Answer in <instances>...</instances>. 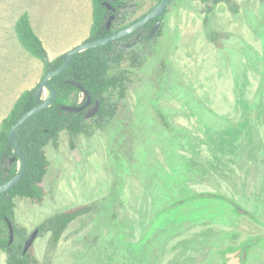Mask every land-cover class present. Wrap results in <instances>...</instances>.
Segmentation results:
<instances>
[{
	"label": "rangeland",
	"instance_id": "obj_1",
	"mask_svg": "<svg viewBox=\"0 0 264 264\" xmlns=\"http://www.w3.org/2000/svg\"><path fill=\"white\" fill-rule=\"evenodd\" d=\"M157 5L133 0L117 13L134 21ZM25 12L51 60L85 42L93 24V0H0V127L44 75L16 35ZM145 37L116 43L140 61L118 66L131 79L114 117L75 146L62 131L45 147L43 201L14 199L25 238L39 229L30 264H227L226 253L246 245L244 264H264V0L213 11L172 0ZM95 202L57 242L41 228Z\"/></svg>",
	"mask_w": 264,
	"mask_h": 264
},
{
	"label": "trees",
	"instance_id": "obj_2",
	"mask_svg": "<svg viewBox=\"0 0 264 264\" xmlns=\"http://www.w3.org/2000/svg\"><path fill=\"white\" fill-rule=\"evenodd\" d=\"M105 1L93 0V24L90 35L85 42L120 31L139 21L148 13H144L134 21H127L128 15L123 14L120 17L117 11L126 7L133 0L110 1L111 5L117 10L115 13L107 8ZM161 1L157 0L158 4ZM201 1L209 11H213L214 7L224 0ZM113 14L116 16L115 20L111 27L108 28L107 22ZM162 19L163 17L152 20L128 37L105 46L90 48L77 53L64 72L50 79L51 87L57 92L55 101L51 106L29 118L16 134L21 150L26 157L25 173L22 179L8 192L0 194V249L7 253L6 264H30L33 260L31 250L24 253V241L26 238L22 233V229L15 224L16 203L14 199L20 196L38 203L43 201L45 196L43 182L49 168V159L45 154V147L50 142L58 145L60 133L64 130L69 135L71 145L75 146L76 139L81 134H92L94 127L102 128L108 119L114 117L120 100L125 97L128 82L131 79L130 70L128 68L119 70L118 66L125 58L130 59L132 63L140 61V57L135 51L126 53L123 49L118 50L116 43L128 40L134 36L140 37V35H145L146 39H150L145 31L151 30L153 25ZM15 28L17 38L24 48L43 61L44 75L42 80L50 71L64 63L66 55L52 60L49 58L48 51L42 39L35 33L27 12L19 17ZM112 69H115V71L110 73ZM69 81L79 83L89 92L92 98V106L96 101L100 102L99 112L95 116L87 119L85 111L71 113L62 109L66 105L77 106L83 94L81 89L69 84ZM40 85L41 83L30 90H26L1 123L0 185L8 182L17 174L18 155L9 143L8 136L15 123L26 112L37 105L35 92ZM95 205L96 202L62 211L49 219L41 228L50 229L54 240L57 242L72 221L79 216L90 213ZM8 220L14 224L15 239L12 243H10ZM19 237L23 240L21 241Z\"/></svg>",
	"mask_w": 264,
	"mask_h": 264
},
{
	"label": "water",
	"instance_id": "obj_3",
	"mask_svg": "<svg viewBox=\"0 0 264 264\" xmlns=\"http://www.w3.org/2000/svg\"><path fill=\"white\" fill-rule=\"evenodd\" d=\"M110 1H116V0H106L105 5L107 6V8L109 10L115 12L116 8L111 5ZM171 1L172 0H162L155 8H153L150 12H148L139 21L121 29L120 31H117V32L112 33L110 35L103 36V37L95 39L93 41L83 42L82 44H80L79 46L75 47L74 49L70 50L67 53L66 59L61 66L50 71L44 77V79L41 82V85L38 87V89L35 92L37 105L35 107H33L31 110H29L28 112H26L15 123V125L12 127V129L9 133L8 141L11 144V146L13 147L14 152H16V154L18 155L19 167H18L17 174L11 180L0 185V194L8 192L14 185H16L22 179V177L25 173L26 157H25L23 151L21 150L19 142L16 138V134H17L19 128L29 118H31L33 115L40 112L41 110L51 106L52 103L55 101V99L57 97V92L55 91V89H53L51 87V85L49 83L50 79L52 77L57 76V75L61 74L62 72H64L66 70V68L71 64L74 56L77 53H80V52L87 50V49H90V48H97V47L105 46L109 43H112L114 41H117V40H120V39L125 38L127 36H130L135 31H137L141 27L145 26L146 24H148L152 20H154L156 18L163 17V15L166 12ZM114 19H115V15H112L110 17V19L108 20V23H107L108 28L111 27ZM160 25H161V20H159L153 26V28L150 32V35H149L150 37H152L155 34V32L157 31V29L159 28ZM68 83L71 85H74L75 87H77L79 89H81L83 91L84 95H86V97H87V102L83 105H80V106H67L66 105V106H63L62 109L65 111L71 112V113H80L83 110H85L91 104L92 98H91L89 92L86 91L79 83H76L73 81H69ZM45 88H48L51 90V92H52L51 97L45 98L43 96ZM99 106H100V102L97 101L93 111H89L86 115V118H88V119L92 118L93 115L99 111V109H100ZM240 211L246 212L244 210H241V208H240ZM8 224H9V231H10V243H12L14 238H15L14 225L10 220H8ZM38 232H39V230H36L32 235H30V237L28 238V240L26 241V244L24 246V253L28 252V250L31 247L32 243L34 242ZM243 249H244V251L242 253ZM248 253H249V245H246V246H244V247H242L236 251L227 252L226 257H225L227 260V264H244V262L246 261V259L248 257Z\"/></svg>",
	"mask_w": 264,
	"mask_h": 264
},
{
	"label": "flooded vegetation",
	"instance_id": "obj_4",
	"mask_svg": "<svg viewBox=\"0 0 264 264\" xmlns=\"http://www.w3.org/2000/svg\"><path fill=\"white\" fill-rule=\"evenodd\" d=\"M116 11H117V10H116ZM116 11H115V12H116ZM112 12H113V11H112ZM115 12H114V13H115ZM113 15H114V14H113ZM111 16H112V15H111ZM115 17H116V16H115ZM114 20H115V19H114ZM114 20H113V21H114ZM107 23H108V22H107ZM155 24H156V23H155ZM155 24H154V25H155ZM154 25H153V26H154ZM143 27H144V26H143ZM141 28H142V27H141ZM141 28H140V29H141ZM152 28H153V27H152ZM152 28H151V29H152ZM138 30H139V29H138ZM150 31H151V30H150ZM135 32H136V31H135ZM135 32H134V33H135ZM131 35H132V34H131ZM127 37H128V36H127ZM122 39H123V38H122ZM83 94H84V93H83ZM81 98H82V97H80V100H79V103H78L77 106L83 105V104H85V103L87 102L86 97H85L84 101H81ZM96 102H97V101H96ZM96 102H95V104H94L93 106H92V102H91V104H90L85 110L82 111V112H84V111L86 112L85 117H86L87 113H88L89 111H91V107H93L92 110L94 109V107H95V105H96ZM98 112H99V111H98ZM87 119H88V118H87ZM13 225H14V224H13ZM36 230H39V229H36ZM36 230H35V231H36ZM35 231H34V232H35ZM34 232H33V233H34ZM33 233H32V234H33ZM14 239H15V238H14ZM13 241H14V240H13ZM26 241H27V239L24 241V246H25ZM243 251H244V249L242 250V253H243Z\"/></svg>",
	"mask_w": 264,
	"mask_h": 264
},
{
	"label": "bare ground",
	"instance_id": "obj_5",
	"mask_svg": "<svg viewBox=\"0 0 264 264\" xmlns=\"http://www.w3.org/2000/svg\"><path fill=\"white\" fill-rule=\"evenodd\" d=\"M43 96H44L45 98H49V97H51V96H52V92H51V90L48 89V88H45V91H44Z\"/></svg>",
	"mask_w": 264,
	"mask_h": 264
}]
</instances>
